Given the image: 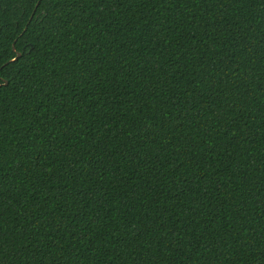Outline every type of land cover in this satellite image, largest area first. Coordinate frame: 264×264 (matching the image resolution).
<instances>
[{
    "label": "trees",
    "instance_id": "obj_1",
    "mask_svg": "<svg viewBox=\"0 0 264 264\" xmlns=\"http://www.w3.org/2000/svg\"><path fill=\"white\" fill-rule=\"evenodd\" d=\"M0 85V264H264V0H0Z\"/></svg>",
    "mask_w": 264,
    "mask_h": 264
},
{
    "label": "water",
    "instance_id": "obj_2",
    "mask_svg": "<svg viewBox=\"0 0 264 264\" xmlns=\"http://www.w3.org/2000/svg\"><path fill=\"white\" fill-rule=\"evenodd\" d=\"M14 50H15V47H14ZM21 57V53H18L17 54V57L15 58V60L14 61H17V60H19V58Z\"/></svg>",
    "mask_w": 264,
    "mask_h": 264
},
{
    "label": "snow or ice",
    "instance_id": "obj_3",
    "mask_svg": "<svg viewBox=\"0 0 264 264\" xmlns=\"http://www.w3.org/2000/svg\"><path fill=\"white\" fill-rule=\"evenodd\" d=\"M41 2H42V0H41ZM3 85H0V87H2Z\"/></svg>",
    "mask_w": 264,
    "mask_h": 264
}]
</instances>
